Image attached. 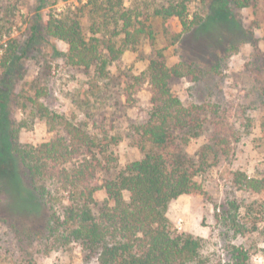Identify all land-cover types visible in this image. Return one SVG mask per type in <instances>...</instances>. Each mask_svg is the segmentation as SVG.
<instances>
[{
    "label": "rangeland",
    "instance_id": "obj_1",
    "mask_svg": "<svg viewBox=\"0 0 264 264\" xmlns=\"http://www.w3.org/2000/svg\"><path fill=\"white\" fill-rule=\"evenodd\" d=\"M216 3L191 2V16L198 13L209 19L176 42L173 34L182 30L178 18L169 19L167 25L160 17L151 19L155 39L144 38L110 63L106 75L98 76L94 66L66 63L65 41L43 31L31 40L38 0H0V9L9 13L0 23V83L5 91L10 90L9 124L13 121L17 125L22 143L36 146L66 134L61 125L51 131L35 113L31 98L38 93H43L40 100L56 113L89 132L114 138L109 152L116 160L108 170L97 172L101 184L117 177L127 163L145 153L134 143V126L148 117L152 91L145 82L128 98L125 87L132 76L147 72L159 51L168 65L192 64L195 75L170 81L186 104L207 106L202 134L182 146L183 150L197 160L201 147L218 136L229 140L230 150L226 155L213 146L216 151H210V165L197 178L207 193L179 196L170 202L167 215L180 232L202 237L208 254L226 258L227 246L234 244L248 248L254 264H264V194L238 189L232 182L235 170L252 176L264 172V0H251L244 8L231 4L224 17L216 14ZM77 4L78 0H47L39 26L50 13ZM84 24L88 27L87 17ZM12 38L27 50L18 68L7 72L1 63L2 46ZM14 162L9 174L0 173V264H98L78 242L66 246L54 243L50 215L60 209V204L52 202L55 184L52 179L47 181L52 193L46 190L44 202H40L33 193L35 180L19 161ZM95 198L96 207H102L108 198L105 189L98 190ZM231 200L240 204L245 226L238 231L219 218Z\"/></svg>",
    "mask_w": 264,
    "mask_h": 264
},
{
    "label": "trees",
    "instance_id": "obj_2",
    "mask_svg": "<svg viewBox=\"0 0 264 264\" xmlns=\"http://www.w3.org/2000/svg\"><path fill=\"white\" fill-rule=\"evenodd\" d=\"M194 1L134 0L128 4L127 0H78L74 7L69 5L56 14L50 13L41 27V9L47 0H38L31 40L43 31L65 41L66 63L94 66L96 75L102 76L108 73L110 63L144 38L155 39L151 19L160 17L167 25L169 19L178 18L182 30L173 34L175 42L209 19L198 13L190 15L189 5ZM250 2L217 0L216 14L224 17L231 4L244 8ZM8 16L7 11L0 9V23ZM84 17L88 19V27ZM2 47V67L12 72L18 68L27 48L13 38ZM195 72L194 66L185 62L168 65L159 51L150 60L147 72L132 76L125 87L128 98L145 82L152 91L148 117L134 126V143L145 153L127 163L117 177L101 184L96 174L108 170L115 162L109 145L116 140L89 132L51 110L40 100L43 93H38L31 98L35 113L46 121L51 131L61 125L66 134L36 146L22 143L18 140L17 125L13 121L9 124L10 90L5 91L0 83V173L9 174L14 160L19 161L35 180L33 193L40 202H44L46 190L52 193L47 183L52 179L56 191L52 202L60 204V209H54L50 215L49 232L54 243L66 246L78 242L98 264H254L250 250L234 244L227 246L226 258L208 254L202 237L180 232L167 215L170 202L179 196L207 193L197 178L210 165V151H216L212 150L213 146L226 155L230 150L229 140L222 136L202 146L197 160L183 150L182 146L202 134L207 106L186 104L171 88L170 81L174 77L193 76ZM40 182L43 184L38 186ZM232 182L238 189L264 194V172L252 176L235 170ZM100 189H105L108 198L97 208L95 193ZM228 204L219 218L238 231L245 227L240 219V204L233 200Z\"/></svg>",
    "mask_w": 264,
    "mask_h": 264
}]
</instances>
